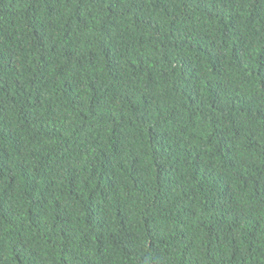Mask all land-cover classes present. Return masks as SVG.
Returning <instances> with one entry per match:
<instances>
[{
	"label": "trees",
	"instance_id": "1",
	"mask_svg": "<svg viewBox=\"0 0 264 264\" xmlns=\"http://www.w3.org/2000/svg\"><path fill=\"white\" fill-rule=\"evenodd\" d=\"M0 264H264V0H0Z\"/></svg>",
	"mask_w": 264,
	"mask_h": 264
}]
</instances>
